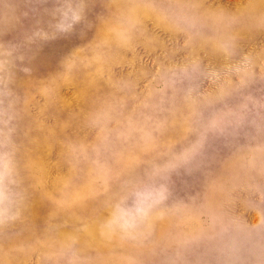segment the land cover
Instances as JSON below:
<instances>
[{"label": "rangeland", "instance_id": "rangeland-1", "mask_svg": "<svg viewBox=\"0 0 264 264\" xmlns=\"http://www.w3.org/2000/svg\"><path fill=\"white\" fill-rule=\"evenodd\" d=\"M0 264H264V0H0Z\"/></svg>", "mask_w": 264, "mask_h": 264}]
</instances>
